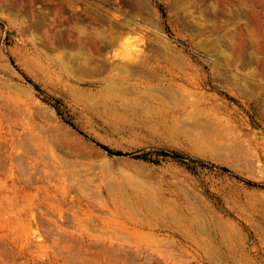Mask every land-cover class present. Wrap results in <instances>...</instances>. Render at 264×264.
<instances>
[{
  "label": "rangeland",
  "instance_id": "obj_1",
  "mask_svg": "<svg viewBox=\"0 0 264 264\" xmlns=\"http://www.w3.org/2000/svg\"><path fill=\"white\" fill-rule=\"evenodd\" d=\"M127 35L138 64L136 53L132 63L116 55ZM51 134L62 140L52 152L72 161L76 151L79 177L154 226L150 246L136 238L98 260L264 264V0H0V175L5 152L25 163L36 150L26 138ZM18 167L16 189L34 196L31 243L49 240L73 218L69 200L62 212L39 207L53 171ZM84 222L97 229L94 217ZM21 238L19 219H0V264H52L28 260ZM61 252L87 264L83 248Z\"/></svg>",
  "mask_w": 264,
  "mask_h": 264
},
{
  "label": "bare ground",
  "instance_id": "obj_2",
  "mask_svg": "<svg viewBox=\"0 0 264 264\" xmlns=\"http://www.w3.org/2000/svg\"><path fill=\"white\" fill-rule=\"evenodd\" d=\"M115 42H116V40H115ZM113 43H114V41H113ZM141 56H139V53L136 54V64L139 63ZM25 57H27V56H25ZM111 58L113 60V57H111ZM134 60H135V58H134ZM133 61H131V63ZM81 68H84V70L87 69L86 66H83V65L81 66ZM7 76H8V74H7ZM10 77L11 76H9V78ZM8 84H9V82H8ZM10 131L11 130H9V132ZM15 133H16L15 135L18 136L17 132H15ZM12 134H13V132H12ZM42 135H43V133H42ZM52 135L53 134H51L50 136H47L49 138L43 137L44 135L43 136L30 135V137L26 138L30 142L33 141V144L29 145V144H27L29 142H27L25 140L27 142L26 143L27 147H29V146L32 147V145H34V143H35L36 150L30 149V150H32V153L30 152V154H29V152H28V154H26L28 156H26L27 160L25 159V163H22L21 160L18 162V159L14 160V152H15L14 150L15 149L13 150V148H12V149H9L7 152H5L6 155H4V157H5L6 168H5V172L3 173V175H0V219H8V218L19 219V226L21 227V230H22V238H21V239H23L22 244L25 247L26 256L29 257L28 260L33 259L36 261V260H38L37 258H39V260H40V257H50L51 258L50 261L52 264H59L60 259H64L65 260L64 262H66V264H67L68 261H66L65 258H69V257L66 254L62 253L61 251L73 250L74 247L77 246L79 248H83V252L81 254H80V252L77 253V254H80L79 256L81 257L82 261L83 260L86 261L87 264H106V263H104L98 259H101V257L107 253H108L107 256H109V251L111 254L112 250H115V249L120 250L121 248L123 249L124 245H130V246L135 245L136 244V238H138L139 241H142L144 244H147V245L151 244L152 241H149V239H147V238H148L149 234H154V226H150L147 224H140L139 226L136 225V219L131 217L130 215H127L124 212V210H122L121 208H118L117 206H115L113 200L111 199L110 195L106 191H104L101 188H94L92 185V183L94 181L92 182L89 179L85 178V176H84L85 174L83 175L84 178H83V176L79 177V175L77 174V171H76V169H77L76 167L81 165L80 164L81 161H76V157H77L76 151L72 147L69 151L71 154V157L73 159L72 161L68 160L65 157L59 156L58 155L59 152L58 153L52 152L50 147H49L50 144L53 143V140H56V141L61 140L58 136L55 137ZM16 136H14V137H16ZM45 136H46V134H45ZM11 138L13 139V136H11ZM63 140H68V139L63 138ZM73 140H74V143L76 142L77 144L80 142L76 138H73ZM25 141H23V143H21V141H19V143H21V145H22L25 143ZM69 141H71V140H69ZM66 142H68V141H66ZM13 143H17V142H13ZM14 145L15 144H13V147H14ZM18 146H16V148ZM23 147H24V145H23ZM68 147H70L69 144H68ZM19 148H21V147L19 146ZM33 148H34V146H33ZM27 150H29V149H26V152H27ZM79 151H80V149H79ZM65 154H66V152H65ZM36 164H41V166L45 170H52L53 171L52 174H49L50 176L46 175L50 181L49 185H48L50 187L44 185L45 183L43 182V180L46 177H44L43 180H42V178H43L42 176L39 178L44 183V184L42 183L44 186H43V197L39 201L38 206L41 208L50 210L51 211L50 213H52V211L53 212H55V211L60 212L62 210V204L61 203H63V204L67 203L65 199L68 198L69 210L73 214V218H71V219L68 218L67 219L68 221L66 222V224L64 226L60 225L63 227L55 229L54 232L51 231V236H50L49 240H44L41 238V239H39V241H36L37 243L33 242L35 244H32L31 241H32V229L33 228L31 226L33 223L36 225V221H34L35 218L33 217L32 213H29L28 216H26V217H23V218H21V217H22V215H24L27 212L28 209H31V206L34 203V201L32 200V197H34V196H32L31 194H28V197H26V193L23 192V195L19 194V196L21 197L20 202H19V200L16 198L17 194H12L13 191H16V193L18 192V190L16 189V186H17L16 181L19 182V179L16 178V180H15L14 178H12L10 170L19 166L20 169L22 168L24 170V172L26 170H28L30 172L35 167ZM88 167H89V165H88ZM23 170H22V172H23ZM14 172H15V170H14ZM18 172H19V170H18ZM24 179L25 178H23V180ZM29 179L30 178H28V180ZM45 180H47V178ZM25 181H27V180H25ZM41 181H39V182H41ZM37 182H38V180H37ZM39 182H38V185H39ZM78 185H80V186L77 187ZM52 195H57L59 198V201L56 204L53 203L51 200ZM74 197H76L78 199V201L81 205V207L78 210H76L77 208H75L70 202L71 200L73 201ZM168 210H169V208H168ZM36 212H37V210H36ZM168 213H169V211H168ZM56 215H59V214H56ZM61 215H63V214L61 213ZM75 216L76 217L78 216V218H76ZM89 217H94L95 220L96 219L98 220V225L96 227L97 229L95 231H92L90 226L89 227L87 226V229L90 228L88 230L82 229L83 223H85L84 220L86 218L88 219ZM53 218L54 217H52V219ZM45 220L47 221L46 218H45ZM89 220H91V219H89ZM48 221H50V220H48ZM89 224H90V222L86 225H89ZM195 225H197V224H195ZM47 226L49 227V225H47ZM50 226H51V224H50ZM161 228H165V227L162 226ZM109 229H111V230H109ZM47 230H48V228H47ZM52 230H53V228H52ZM159 231H161V230H159ZM161 234H163V233H161ZM161 238H163V237H161ZM185 238L190 243V245L192 247H194L195 249H197L199 247L198 242H196L194 239H192L190 237H185ZM156 241L157 240H155L154 242L156 243ZM157 245L155 246V248L159 247L160 244L158 246ZM188 247H189V245H188ZM151 248H154V247H151ZM81 251H82V249H81ZM120 251L124 252V250H120ZM151 251L153 252V250H151ZM77 252H78V250H77ZM112 253L114 254V252H112ZM155 253H156V251H155ZM160 253H161V251H160ZM160 253H158V254H160ZM226 254H227V256H229V254L227 252H226ZM115 255H117V253H115ZM74 256H76V255H74ZM117 257H119V256H116L115 258L117 260H119ZM104 258L106 259V256L102 257V259H104ZM109 258H110V256H109ZM207 258L208 257H206V260H207ZM121 259H122V257H121ZM223 261H224V259H223ZM69 262H71V261H69ZM112 262H113V260H112ZM117 262H120V261H117ZM213 263H214V261H213ZM71 264H72V262H71ZM73 264H74V262H73ZM108 264H109V262H108Z\"/></svg>",
  "mask_w": 264,
  "mask_h": 264
},
{
  "label": "clouds",
  "instance_id": "obj_3",
  "mask_svg": "<svg viewBox=\"0 0 264 264\" xmlns=\"http://www.w3.org/2000/svg\"><path fill=\"white\" fill-rule=\"evenodd\" d=\"M136 39L131 35H127L124 38V42L122 45H120V47L122 48V52H117L116 55L120 58H122L123 60L126 61H133L134 60V53L138 54L140 49L135 47V45H133V47L131 48V50H129L126 45L132 43V41Z\"/></svg>",
  "mask_w": 264,
  "mask_h": 264
},
{
  "label": "trees",
  "instance_id": "obj_4",
  "mask_svg": "<svg viewBox=\"0 0 264 264\" xmlns=\"http://www.w3.org/2000/svg\"><path fill=\"white\" fill-rule=\"evenodd\" d=\"M97 145H98L100 148H102L103 150H105L106 152L110 153V154L124 155L122 152H119V151H113V150H111L110 148H108L107 146H105V145H103V144H99V143H97ZM160 154L163 155V156H170V157H172V158L181 159V155L178 154V153H176V152H171V153H169V152H166V151H160ZM138 157H140V156H138ZM221 169H222V171H225V172L227 171L225 168H221ZM247 184H249V185H253V184H250V183H248V182H247Z\"/></svg>",
  "mask_w": 264,
  "mask_h": 264
},
{
  "label": "crops",
  "instance_id": "obj_5",
  "mask_svg": "<svg viewBox=\"0 0 264 264\" xmlns=\"http://www.w3.org/2000/svg\"><path fill=\"white\" fill-rule=\"evenodd\" d=\"M18 194H19V191H18ZM18 194L16 195L17 197V199L19 200V202H20V199L18 198V197H20V196H18ZM21 204V203H20ZM24 217V215H22V217L21 218H23Z\"/></svg>",
  "mask_w": 264,
  "mask_h": 264
}]
</instances>
